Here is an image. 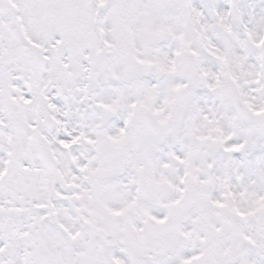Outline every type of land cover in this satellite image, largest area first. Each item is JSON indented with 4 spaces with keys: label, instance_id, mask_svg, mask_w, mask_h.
<instances>
[{
    "label": "snow or ice",
    "instance_id": "snow-or-ice-1",
    "mask_svg": "<svg viewBox=\"0 0 264 264\" xmlns=\"http://www.w3.org/2000/svg\"><path fill=\"white\" fill-rule=\"evenodd\" d=\"M0 264H264V0H0Z\"/></svg>",
    "mask_w": 264,
    "mask_h": 264
}]
</instances>
